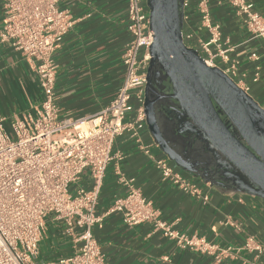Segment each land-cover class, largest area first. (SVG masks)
<instances>
[{
	"label": "built area",
	"instance_id": "built-area-1",
	"mask_svg": "<svg viewBox=\"0 0 264 264\" xmlns=\"http://www.w3.org/2000/svg\"><path fill=\"white\" fill-rule=\"evenodd\" d=\"M193 0H183L182 36L211 66H218L247 93L250 87L239 77V61L230 55L221 26L212 21L207 0L197 7L207 40L187 27ZM60 0H3L0 48L11 46L32 61L41 88L40 102L21 116H0V264H47L38 260L39 245L47 229V218L63 224V234L79 246L62 259L68 264H106L105 255L93 234L108 213L119 212L128 225L150 222L175 239L183 249L212 254L217 260L231 248L220 249L204 237L176 231L161 218L160 211L134 184L125 181L128 192L115 199L103 214L98 213L100 192L109 164L120 158L114 151L118 138L129 132L140 149L153 159L163 180H168L190 196L208 201L200 186L189 181L170 159L157 157L146 145L141 130L146 126L145 90L152 58L154 33L150 28L148 0H128L130 39L125 45V77L116 96L99 112L82 118H60L56 100V65L53 54L75 23ZM245 17L248 30L264 38V17L246 0H228ZM225 46V47H224ZM251 58L259 60L257 53ZM218 60L222 65L217 64ZM257 65L254 82L260 79ZM249 94V93H248ZM135 117L127 120L129 112ZM88 173L91 186L79 185ZM242 248L264 255V245L249 236ZM252 264H264L253 261Z\"/></svg>",
	"mask_w": 264,
	"mask_h": 264
},
{
	"label": "crops",
	"instance_id": "crops-1",
	"mask_svg": "<svg viewBox=\"0 0 264 264\" xmlns=\"http://www.w3.org/2000/svg\"><path fill=\"white\" fill-rule=\"evenodd\" d=\"M212 21L229 38L230 55L239 61V77L251 95L264 108V38L255 37L245 17L228 0H207ZM264 17V0H246ZM193 0L187 27L204 40L209 31ZM59 6L71 12L74 25L53 54L56 65V100L60 118H82L99 112L117 94L125 77L123 53L130 39L128 0H60ZM0 0V29L3 23ZM225 47V46H224ZM252 53L259 60L251 58ZM220 65L222 62L217 61ZM259 65L260 79L254 82ZM41 88L31 60L11 46L0 48V116H21L40 102ZM135 110L127 120L135 117ZM180 132L178 130L177 134ZM185 135L184 133L180 132ZM146 145L157 157H169L152 136L148 124L141 130ZM186 136V135H185ZM114 151L121 154L108 166L97 211L105 213L116 198L128 192L125 181L134 184L160 211L161 218L176 231L196 234L220 249L231 248L220 260L215 255L180 248L175 239L152 223L128 225L119 212L108 213L101 226L93 228L105 255L106 264H252L264 255L242 248L249 236L264 245V192L229 164L216 167V177L187 171L172 165L192 183L200 186L208 201L190 196L168 180H163L153 159L145 154L129 132L117 139ZM79 185L90 187L86 172ZM79 243L63 234V224L47 218V229L39 245L38 260L47 264L74 254Z\"/></svg>",
	"mask_w": 264,
	"mask_h": 264
},
{
	"label": "water",
	"instance_id": "water-1",
	"mask_svg": "<svg viewBox=\"0 0 264 264\" xmlns=\"http://www.w3.org/2000/svg\"><path fill=\"white\" fill-rule=\"evenodd\" d=\"M148 7L154 41L145 112L152 136L170 160L194 172L184 155L162 137L153 111L149 93L154 78L163 74L170 85L165 95L173 101L171 109L176 114L173 128L190 139L188 147L195 143L207 152L201 163L205 169L212 171L223 161L264 192V108L221 68L208 65L198 50L185 44L183 0H148Z\"/></svg>",
	"mask_w": 264,
	"mask_h": 264
},
{
	"label": "flooded vegetation",
	"instance_id": "flooded-vegetation-1",
	"mask_svg": "<svg viewBox=\"0 0 264 264\" xmlns=\"http://www.w3.org/2000/svg\"><path fill=\"white\" fill-rule=\"evenodd\" d=\"M160 77V79L154 78L153 88L149 94L150 100L154 102L153 111L160 124L162 137L173 150L184 155L189 161V167L193 168L195 173L206 175L209 180L211 177H216L217 170L215 168L210 171L202 165L206 161L205 156H208L207 152H202L195 143L188 147L187 143L190 139L175 132L172 125V120L176 117L174 110L171 109L173 101L165 95L170 93V85L163 74H160ZM192 162L199 164L195 165Z\"/></svg>",
	"mask_w": 264,
	"mask_h": 264
}]
</instances>
